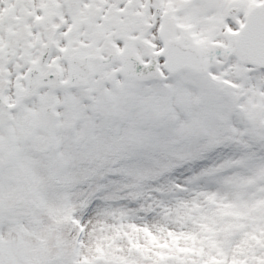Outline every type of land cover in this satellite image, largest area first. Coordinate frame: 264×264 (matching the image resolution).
I'll list each match as a JSON object with an SVG mask.
<instances>
[{
  "label": "snow or ice",
  "instance_id": "snow-or-ice-1",
  "mask_svg": "<svg viewBox=\"0 0 264 264\" xmlns=\"http://www.w3.org/2000/svg\"><path fill=\"white\" fill-rule=\"evenodd\" d=\"M0 264H264V0H0Z\"/></svg>",
  "mask_w": 264,
  "mask_h": 264
}]
</instances>
